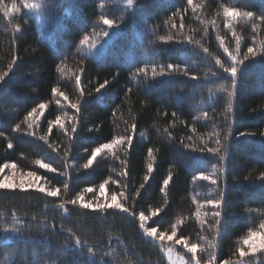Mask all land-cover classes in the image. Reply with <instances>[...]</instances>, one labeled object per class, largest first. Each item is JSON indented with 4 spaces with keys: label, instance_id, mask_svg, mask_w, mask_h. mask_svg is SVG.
I'll return each mask as SVG.
<instances>
[{
    "label": "trees",
    "instance_id": "trees-1",
    "mask_svg": "<svg viewBox=\"0 0 264 264\" xmlns=\"http://www.w3.org/2000/svg\"><path fill=\"white\" fill-rule=\"evenodd\" d=\"M0 2V176L35 172L45 188L0 189V264H168L166 248L188 264H264V0ZM231 55L235 88L215 63Z\"/></svg>",
    "mask_w": 264,
    "mask_h": 264
},
{
    "label": "snow or ice",
    "instance_id": "snow-or-ice-1",
    "mask_svg": "<svg viewBox=\"0 0 264 264\" xmlns=\"http://www.w3.org/2000/svg\"><path fill=\"white\" fill-rule=\"evenodd\" d=\"M129 2L131 3V0H129ZM188 2L191 3V0H188ZM24 6H25V8L37 7L36 5H31V4H25ZM0 7H3L2 2H0ZM11 8H12V11H14V10H15V5H12ZM12 11H8V8H6V9L4 10V15H5V17H7V16L9 15V13L12 12ZM225 14H226L227 16H232V17H235V16H237V15H241V13H238V12H236L235 10H229V9H227V8L225 9ZM242 15H243L244 17H247V18H252V17H253V13H251V12H244V13H242ZM102 19H103V24H104V25H106V26H108V27H112V26H113V21H112V20L107 19V18H102ZM257 19H259L262 23H264V16H260V17H258ZM254 27H255V25H254ZM105 35H107V32H105ZM88 40H89V37L85 36L83 39L80 40V44L83 45V44H85ZM93 46H94V45H93ZM221 46H223V42H221ZM204 51L207 52L208 50L205 49ZM224 51H225L226 53H228L229 50H228L227 48H224ZM250 54H252V55L255 54V50H254V48H252V47H249V48L247 49V53L245 54V59H247V58H248V55H250ZM231 59H232V61H233V65L230 66V67H225L224 64L221 62V60H220L219 58H217V59L215 60V63H216L217 65H219V66L223 69V71H224L225 73H229V74L231 75V77H233V79H232V87L235 88V86H236V80H235V77L237 76V71H238V70H237V67L235 66L236 56L231 55ZM167 67H168L169 69H172V68L174 67V65H172V64H168ZM139 71H140V72H144L145 69H140ZM153 71H154V74H155V69H153ZM4 75H7V73H5ZM212 75H216V73L213 72ZM3 78H4L3 76H0V80H2ZM193 78H195V77H193ZM80 80H81V77H80L79 75L76 76L77 84H79ZM106 84H107V81H105V83H103V84H100V86H99V88L97 89V91H99L100 89L105 88V85H106ZM52 91H53V92H56V89L53 88ZM231 95H234V93H233V92H229V96H231ZM71 107L75 109V108H77V105H76V104H72ZM44 108H45V105L41 103V104L39 105V109H40V110H43ZM36 111H37V109L34 108L31 112L28 113V116H33V113H35ZM57 120H59V117L57 118ZM29 126L31 127V125H29ZM49 127L51 128V125H49ZM76 131H77V129H76L75 127H73V128H72V132L75 133ZM248 134H249V133H244V132L240 133L241 136H243V135H248ZM42 139H43V138H42ZM132 139H133L132 136H128V137L126 138V142L130 143V142L132 141ZM224 139L227 140L228 137L225 136ZM122 142H125V139H124V138H119V139H114V140H112L110 143H104V144H101L99 147H96L95 149H93V150L91 151V155H90V157L87 159V162L83 165V167H84L85 169L89 168V167L93 164L94 159H95V158L98 156V154H100L103 150L107 149V150L111 151V150L113 149V146H114V145L119 144V143H122ZM218 143H219V142H218ZM11 147H12V145L9 144V148H11ZM225 147H226V145H225ZM209 151H213V150H212V149H209ZM66 155H67V153H66ZM37 163L40 165L41 168L47 169L49 172H55V171H57V169L51 167L50 164H47V163H41L40 161H37ZM5 167H7V165H6ZM13 167H15V166L13 165ZM152 170H153V169H152V165L149 164V165H148V172L151 173ZM0 171H2V169H0ZM27 176H28V177H31V178H34L33 180H29V181H27L28 187H33L35 181H38V180L41 179V177L38 176L35 172H28V173H27ZM148 179H149V177L146 175V176L144 177V180H145V181H148ZM200 179L208 180L209 177H207V176H203V175H202V176L200 177ZM212 182L215 183V181H212ZM25 183H26V182H25L23 179H21V180L19 181V184L14 185V184L9 183V181H8V177H4L3 180H0V189H5V188H9V187H19V188L23 189L24 186H25ZM105 183H107V181H106ZM163 183H164V185H168V184H169V180H168V179H165V180L163 181ZM143 186H144V185L142 184V185H141V188H143ZM104 187H105V184H101V185H100V189L103 190ZM65 188H67V184H65ZM163 190H164V189L162 188L161 191H163ZM39 191H40V192H45V188L41 186V187H39ZM58 191H59L58 189H51V190H48V191L46 192V195L49 196V197H55V196L58 195ZM87 191L91 192L92 189L89 188V189H87ZM121 195H123V194H121ZM111 199H112V201H116V199H117L116 195L113 194ZM70 203H72V204H76V203H77V200H71ZM208 203L211 204V205L219 206L220 203H221V201H220L219 199H215V200H213V199H209V200H208ZM112 206H113L112 204H108V205H107V207H112ZM114 206H115L116 208H118V209H121L123 212H128V211H129L128 208L124 207L122 204L117 203V204H115ZM61 207H63V205H61ZM82 207H83V208H91V207H93V205H92L91 203H84V204H82ZM101 207H104V206H101ZM156 215H157V212L154 211V212L152 213V216H156ZM220 215H221V213H220L219 211H215V212H213V217L215 218V225L217 226V231H218V232H219V227H218V226L221 225V220L219 219ZM33 219H35V217H33ZM139 219H140L141 221H144V220L147 219V218H146L143 214H141L140 217H139ZM141 227H143V224L141 225ZM261 227L264 228V225H261ZM145 231H146V233H147L148 236H154V235L157 233V229H156L155 227H152V228L146 229ZM175 234H176V233H175V229H173V235H175ZM256 236H257V233H256V232H251V233L249 234V237L246 238V239L243 241V244L248 245L249 250L252 251V252H255V251H258V250H259V249L257 248V246L253 243V241H254V239L256 238ZM160 238H161V239H164V234H163V233L160 234ZM169 239H171V237H169ZM176 242H177V243H182V241H180V240H177ZM80 243H81L80 240L77 239V240H76V245L78 246V245H80ZM209 247H215V245L210 244ZM196 248H197V245H196V244H192L191 247L188 248V251H189V252H195ZM89 251H91V249H89ZM237 251H239L241 257H244V256L247 254L245 251H243V250L240 249V248H238ZM210 264H211V258H210ZM224 264H229V261H225Z\"/></svg>",
    "mask_w": 264,
    "mask_h": 264
},
{
    "label": "rangeland",
    "instance_id": "rangeland-1",
    "mask_svg": "<svg viewBox=\"0 0 264 264\" xmlns=\"http://www.w3.org/2000/svg\"><path fill=\"white\" fill-rule=\"evenodd\" d=\"M33 11L36 12V10H33ZM2 173L3 174H2V176H0V180H3L4 177H8L9 183L15 184V183H19V181L21 179H23L26 182L24 187H28L27 181L34 179V178H31V177H28L27 174L22 175V176H17L16 173L13 172L11 166H8V168L5 169V171L2 172ZM38 183H39L38 181H35L33 187H39L38 186L39 185ZM151 237L155 238V235L154 236H151ZM159 239L160 240H163V241H166V242L169 240V238H166V237L164 239H161V238H159ZM260 242L263 243L264 242V238ZM165 257H166V260H167L168 264H188L187 261H186V259H184L182 256L178 255L175 252V250H173L172 248H166Z\"/></svg>",
    "mask_w": 264,
    "mask_h": 264
}]
</instances>
